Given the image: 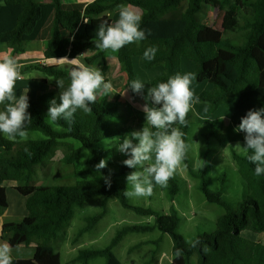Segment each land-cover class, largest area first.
I'll use <instances>...</instances> for the list:
<instances>
[{"label": "trees", "instance_id": "obj_1", "mask_svg": "<svg viewBox=\"0 0 264 264\" xmlns=\"http://www.w3.org/2000/svg\"><path fill=\"white\" fill-rule=\"evenodd\" d=\"M122 4L140 9V27L146 33L150 32L146 39L125 45L116 52L118 63L127 74L128 88L131 81L137 79L134 58L143 57L144 51L154 46L158 49L155 59L145 60L144 65L147 69L159 67L162 74L153 80L152 87L166 82L170 76L182 75V60L188 59L196 65L195 80L213 86L212 90L203 91L197 100L210 104L212 111L234 104L231 124L239 126L240 118L248 110L264 108V0H94L89 4L64 3L62 0H50L49 3L44 0H5L0 4V47L7 45L15 58L26 52L29 43L42 41L46 59H78L90 48H96L98 25L115 23L111 12ZM205 7L223 14L221 30L200 22L199 15ZM223 30L242 34V42L225 40ZM109 51L100 49L93 56L86 57L85 63L92 66L101 60L100 70L105 75L110 68ZM74 67L66 70L57 65L35 64L22 70H37L44 76L41 81L53 87L51 92L30 98L27 110L32 120L28 132H38L44 138L23 141L17 137L11 140L0 133V215L8 207L4 183H16L14 189L28 198L27 217L21 223L5 224L2 234L10 241L12 249L35 245L33 259H13V264H63L55 243L65 235L76 208L94 197L104 198L103 209L86 220L87 225L78 236L93 230L105 217L107 202L111 198H116L129 211L153 217L155 222L153 225L122 228L108 247L80 251L75 263L88 264L93 259L104 258L106 264H123L114 254V248L126 235L159 230L173 240L171 264H190L194 255L198 256V264H264V243L244 236L246 232L264 233V174L255 175V165L247 159L250 151L245 155L234 154L247 191L235 208L224 200L222 191H213L207 185L209 149L199 173L192 172L186 154L183 163L191 175L200 180L199 189L207 201L226 209L218 219L217 230L199 235L195 240L200 243L195 246L178 232L181 219L174 206L164 214L129 202L124 194L129 189L126 176L135 169L122 162L117 169L100 170L103 177H110V187L103 177L85 179L88 171L75 172V177L83 179L73 184L36 185L38 169L45 168L58 152H63L62 162L70 166L88 150L92 154L89 165L94 169V165L108 153L99 144L122 136L117 125L124 117L118 114L119 100L111 101V93H99L96 102L90 105L93 112L85 114L78 110L71 124L62 118L50 122L47 117L49 101L55 98L57 103L60 102L56 81L63 80L67 87ZM190 113L191 109L186 118L187 126L173 125L184 133L187 143L191 129ZM222 126L220 119L211 122L207 141L218 137ZM133 131L137 130L128 128L125 135ZM74 142L80 146L76 147ZM223 178L224 175L222 183ZM179 182L174 173L166 185L165 190L172 202L179 193ZM177 250L181 253L179 256Z\"/></svg>", "mask_w": 264, "mask_h": 264}, {"label": "rangeland", "instance_id": "obj_2", "mask_svg": "<svg viewBox=\"0 0 264 264\" xmlns=\"http://www.w3.org/2000/svg\"><path fill=\"white\" fill-rule=\"evenodd\" d=\"M141 11L140 9H138ZM142 12V11H141ZM113 20L119 18V8L111 12ZM223 14L218 13L211 7H205L199 15L200 22L212 25L221 30ZM225 40L241 43L242 34L224 31ZM100 49L90 48L79 63H85L86 57L93 56ZM109 70L105 73V82H111V101L119 100L118 114L124 117L117 126L125 136L126 129L134 128L140 131L146 121L142 106L146 102L147 89L152 87L155 78L162 74L159 67L147 69L144 65L143 57L134 58V68L145 90L142 95H133L127 87V74L119 65L116 52H108ZM78 66V64H77ZM102 61L99 60L90 67L101 68ZM196 72V65L188 59L182 60V75ZM40 74V73H39ZM41 75V74H40ZM42 76V75H41ZM29 78V76H26ZM213 86L209 82L199 83L193 80L191 90L193 91V101L191 106V129L188 136L190 149L188 159L192 172L199 173L203 166L206 151L208 173L206 182L213 191H222L224 200L235 208L247 195L245 184L238 172V165L234 160V154L245 155L242 150L235 149L237 143L245 147V133L239 131L238 126L230 123L234 104L231 107H220L212 111L210 104L199 102L197 97L203 92L212 90ZM221 120L223 126L218 137H212L207 141L206 135L211 131V122ZM44 136L38 132H28L26 140H38ZM107 139L100 143L107 149L108 153L102 158L107 161V170H114L119 167L124 160V155L116 149L115 142ZM196 142L193 143L192 142ZM79 147L78 142H74ZM63 152H58L54 159L43 169H38L36 185H69L83 178L75 177V172L88 171L85 179H100L103 175L97 173L89 165L92 154L85 150L80 154L74 165H65L62 162ZM137 170V169H135ZM134 170V171H135ZM175 175L180 179L179 193L174 202L170 200L166 186L154 185L151 195L142 197H128L129 202L134 206L152 209L158 213H169L174 206L180 215V225L178 232L183 235L188 242H193L203 233H213L217 230L218 219L226 213V209L220 205L209 203L204 194L199 189L200 180L191 175L186 165L182 164L176 169ZM224 175V183L222 176ZM224 184V185H223ZM8 190H11L8 186ZM130 190V186H129ZM103 197H94L75 210V217L70 223L65 235L55 243L57 251L61 255L63 264L75 263L74 259L83 250H102L108 247L117 232L130 225H153V217L141 216L125 209L116 198H111L107 202V214L95 226L93 230L81 236L78 232L87 225L86 220L100 213L103 209ZM244 236L255 242L264 243L263 234L244 233ZM114 254L123 264H171L173 260V240L170 235L163 234L159 230L149 233H130L114 248ZM88 264H106V259L97 258L89 261ZM190 264H198V256L194 255Z\"/></svg>", "mask_w": 264, "mask_h": 264}, {"label": "clouds", "instance_id": "obj_3", "mask_svg": "<svg viewBox=\"0 0 264 264\" xmlns=\"http://www.w3.org/2000/svg\"><path fill=\"white\" fill-rule=\"evenodd\" d=\"M141 20V15L133 11L131 6L120 5L119 18L115 23L102 22L98 25L96 48L117 52L125 45L146 39L150 32L141 29ZM157 51L154 46L148 47L143 53L144 59L152 61ZM76 60L69 62L75 64ZM19 68L13 57L0 60V105H3L0 109V133L11 140L17 137L26 140L28 125L32 122L27 111L30 106L27 94L17 98L14 93L15 82L20 77ZM195 78L194 73L176 74L166 82L148 88L146 102L142 106L146 121L144 127L109 141L115 142L117 151L127 157L122 164L137 169L126 176L127 186H130V190L127 188L124 192L127 197L151 195L154 184L166 186L185 160L190 144L184 140V133L173 125L187 126L186 118L194 95L191 84ZM56 82L60 89V102L57 103L55 98L49 101L47 117L50 122L62 118L71 124L78 110L85 114L92 113L90 105L96 102L97 95L108 94L113 88L111 82H105L99 68L82 64L71 70L67 87L63 80ZM129 88L133 93L142 95L145 85L136 79L131 81ZM238 129L245 133V147L237 143L235 149L245 153L250 151L247 159L255 165V175L264 174V108L248 110L240 118ZM106 167L105 159L94 165L97 173ZM103 179L110 187V177ZM198 243L199 240L192 242L193 246ZM176 254L179 256L181 253L177 250ZM0 264H13L12 247L6 241L0 242Z\"/></svg>", "mask_w": 264, "mask_h": 264}, {"label": "crops", "instance_id": "obj_4", "mask_svg": "<svg viewBox=\"0 0 264 264\" xmlns=\"http://www.w3.org/2000/svg\"><path fill=\"white\" fill-rule=\"evenodd\" d=\"M5 0H0V4H2ZM49 3L50 0H44ZM64 3H77L84 2L89 4L94 0H62ZM133 11L142 15V12L138 10V8L131 7ZM44 43L42 41H33L29 43L26 47V52L22 55L16 56L14 59L20 65V77L15 82L14 93L17 98L22 94H27L28 98L35 99L38 96L53 91V87L48 83H43L41 80L44 79L42 73L37 70L30 69L25 72L22 70L30 65H57L62 67L63 69H70L72 66L81 65L78 61L81 60L83 56H85L86 52L82 54L77 60L76 63H70L69 58L63 59H46L44 57L43 51ZM6 57H12L11 50L7 45H2L0 47V60H3ZM109 57V56H108ZM67 59V60H64ZM42 75H40V74ZM26 76H29L27 78ZM6 187V194L8 200V207L3 213L0 215V242H8L10 241L5 238L2 234V228L5 224L8 223H21L28 215L27 211V201L28 198L20 195L14 187L16 183L14 182H6L4 183ZM8 186L11 190H8ZM35 255V245L31 244L30 246H19L15 249H12V258L16 260H29L33 259Z\"/></svg>", "mask_w": 264, "mask_h": 264}]
</instances>
